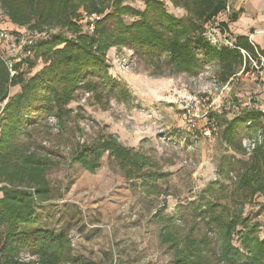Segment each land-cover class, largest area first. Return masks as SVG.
<instances>
[{"label": "rangeland", "instance_id": "rangeland-1", "mask_svg": "<svg viewBox=\"0 0 264 264\" xmlns=\"http://www.w3.org/2000/svg\"><path fill=\"white\" fill-rule=\"evenodd\" d=\"M158 1L169 14L187 17V11L173 0ZM123 5L138 11L146 7L145 0H125ZM83 11L79 10L77 20ZM111 11L113 8L106 13ZM124 19L130 24L136 16L126 14ZM77 22L81 27L85 20ZM45 29L63 31L61 26L47 25ZM85 32L94 31L85 27ZM27 36L23 30L14 32L13 39L19 46ZM64 47V43L50 42L35 48L31 60L36 65L26 76L40 72ZM104 59L108 76L119 87L95 89L99 82L93 78L91 89L78 87L62 119L50 115L47 126L31 133L33 153L44 155L49 162L51 187V198L39 206L38 223L69 235L75 261L65 264H172L174 251L160 238L167 220L176 218L183 233L209 235L206 211L211 204L225 205L231 212L239 209L234 208L233 194L237 174L221 169H226L225 158L248 160L254 151L234 152L210 113L222 110L233 118L244 108L249 82L234 78L227 91L223 87L230 78L222 80L217 64H207L197 74L175 72L127 47L109 48ZM18 92L20 87L11 88V95ZM208 124L211 135L207 137L203 128ZM113 141L143 162L137 167L139 173L153 177L145 182L127 177L125 168L131 165L122 166L111 151ZM86 146L103 150L95 172L74 159V153ZM242 216L247 223L261 227L258 237L262 239L264 193H257L244 205ZM241 230L238 224L232 234L237 248H242ZM18 260L39 263V257L24 251Z\"/></svg>", "mask_w": 264, "mask_h": 264}, {"label": "trees", "instance_id": "trees-1", "mask_svg": "<svg viewBox=\"0 0 264 264\" xmlns=\"http://www.w3.org/2000/svg\"><path fill=\"white\" fill-rule=\"evenodd\" d=\"M125 0H0L8 23L30 31L38 29L43 35L36 41L37 47L50 42L65 44L57 50L49 65L32 77L27 70L35 67L31 59L15 64L17 73L11 76L0 57V253L3 264L22 263L18 257L22 251L39 257L38 264L74 263L71 240L64 232L57 233L38 223L39 206L51 198L47 179L49 162L44 155L33 153L31 133L47 126V118L56 115L62 119L66 105L74 97L78 87L91 89L93 78L98 80L95 89L114 90L119 87L108 76L104 56L113 46L127 47L155 63H164L169 69L197 74L207 64H217L222 80L235 76L242 58L238 47L252 50L246 37L238 36L234 47L214 45L206 36V25L223 13L229 0H173L176 6L187 11V17L177 18L169 14L158 0H145V9L138 11ZM113 11L106 13L107 9ZM97 13L93 33L85 32L77 21L79 10ZM106 13V14H105ZM105 14V15H104ZM126 14L136 16L130 24ZM236 19L231 15V21ZM61 26L63 31L49 33L45 26ZM223 32H229L228 24L220 22ZM16 32V31H15ZM164 56V57H163ZM20 92L11 95L12 87ZM222 137L236 153L244 154L242 135L254 136L261 132L262 140L256 145L248 160L225 158L223 172H235L236 198L232 211L221 204H211L206 213L211 234L183 233L176 225V218L169 219L160 233L161 241L174 251L172 264H264V237L260 228L250 224L242 216L243 207L257 193H264V112L256 108H243L233 118L224 111L212 112ZM111 151L120 160L128 177L145 182L152 175L139 173L143 162L126 152L115 141ZM101 147L86 146L74 153V159L90 172L99 167ZM22 187V188H20ZM180 220V219H179ZM178 220V221H179ZM172 223V224H171ZM240 224L242 248L233 245L232 234ZM250 224V225H249ZM178 229V230H177ZM86 264H100L87 262Z\"/></svg>", "mask_w": 264, "mask_h": 264}, {"label": "built area", "instance_id": "built-area-1", "mask_svg": "<svg viewBox=\"0 0 264 264\" xmlns=\"http://www.w3.org/2000/svg\"><path fill=\"white\" fill-rule=\"evenodd\" d=\"M230 12L231 9L228 5L227 9L223 13H221L217 18H215L213 21H210L206 25V36L212 44L234 47V42L228 36V32H223L222 28L220 27L221 15L224 13L229 14ZM98 19H100V16L98 14H90L88 12H84L82 21L85 20V23L83 24L91 32H93L95 29V23ZM7 24L8 19L5 16L0 4V57L6 64L11 76H14L17 73L14 68L15 64L24 61L25 59L33 58L36 41L43 34L36 31H26V28H16V26L9 27L7 26ZM23 30L28 33V36L22 39V45L17 46L14 42L15 39H13L14 32L16 31L18 33H21L23 32ZM252 46V50L238 47L239 53L242 58V66L239 72L235 76L231 77L224 85V90H231V84L232 81H234V78L241 79L243 82H253L257 86V89L261 87L262 82L264 81V55L257 49L256 46H254L253 44ZM246 96V100L243 103L244 108L259 109L254 99L255 94L250 91ZM216 111L222 112V110ZM209 125L210 124L205 125V127L203 128V133L207 137L211 135V127ZM261 140V132L256 133V135L254 136L245 135L241 138L242 145L247 152H252L256 148V145L261 142ZM0 185L9 186L6 183H2Z\"/></svg>", "mask_w": 264, "mask_h": 264}, {"label": "crops", "instance_id": "crops-1", "mask_svg": "<svg viewBox=\"0 0 264 264\" xmlns=\"http://www.w3.org/2000/svg\"><path fill=\"white\" fill-rule=\"evenodd\" d=\"M231 12L223 14L221 20L228 24V36L235 43L238 36L246 37L264 55V0H229ZM231 15L236 19L231 21ZM14 27L13 24H7ZM253 47V46H252ZM249 90L255 94V101L264 112V81L260 88L249 83Z\"/></svg>", "mask_w": 264, "mask_h": 264}]
</instances>
